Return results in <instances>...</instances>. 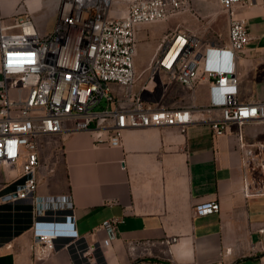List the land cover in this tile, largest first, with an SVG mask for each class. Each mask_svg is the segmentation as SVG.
Here are the masks:
<instances>
[{
    "label": "crops",
    "instance_id": "1",
    "mask_svg": "<svg viewBox=\"0 0 264 264\" xmlns=\"http://www.w3.org/2000/svg\"><path fill=\"white\" fill-rule=\"evenodd\" d=\"M59 4L60 0H0L7 22L29 11L43 33L54 29ZM236 11L246 19L250 33L235 63L239 98L264 100V0L238 3ZM177 29L197 34L203 51L229 46V15L221 0H192L187 11L137 26L134 88L154 106L206 104L212 98L213 78L204 59L194 90L178 80L173 89L168 72L150 67L160 43ZM155 32L161 41L141 60L140 46ZM222 64H230V58ZM161 71L169 83L162 80ZM138 78L146 79L139 85ZM214 98H220V92ZM242 137L248 143L264 142V121H230L220 135L213 134L208 120L194 122L186 131L178 125L129 127L120 145L98 140L89 129L42 135L35 198L0 199V264H76L62 243L45 258H35V227H47L60 218L65 236L75 230L73 240L82 236L95 243L107 236L103 221L111 217L121 221L114 239L102 243L106 264H264V237L258 232L264 225V193H258L253 182L261 171L244 162ZM23 177L22 159L0 163V196L17 189L22 182L15 181ZM246 178L252 183L249 194ZM209 198L220 201V210L196 215L194 205ZM33 201L59 208L57 217L35 215Z\"/></svg>",
    "mask_w": 264,
    "mask_h": 264
},
{
    "label": "built area",
    "instance_id": "2",
    "mask_svg": "<svg viewBox=\"0 0 264 264\" xmlns=\"http://www.w3.org/2000/svg\"><path fill=\"white\" fill-rule=\"evenodd\" d=\"M118 1L60 0L55 27L48 33L40 31L31 12L18 13L7 22L0 7V163L15 164L22 159L25 176L17 189L0 196L2 201L35 198L42 135L89 129L98 140L120 145L129 127L178 125L186 131L190 124L208 120L213 134L220 135L230 121L239 125L264 121L263 99L239 98L235 66L250 40L247 21L238 15L236 5L257 0H221L229 15L228 47L203 51L200 37L181 29L166 35L160 43L150 66L153 72L162 69L171 79L194 90L204 59L205 70L213 78L208 103L180 107L154 106L134 88L136 29L139 24L189 10L192 0H125V5L113 12L111 7ZM228 57L230 64L223 65ZM216 91L220 92L218 99L214 98ZM217 110L221 115L215 114ZM66 122L71 124L65 126ZM241 145L244 162H252L255 169L260 167L261 176L253 182L257 192L264 193V142L248 143L242 137ZM251 185L246 178L248 194ZM33 203L35 215L57 217L59 213V208H49L44 201ZM220 208L218 199L209 198L197 202L194 213L208 215ZM120 221L116 217L105 219L107 236L89 243L82 236L73 240L77 237L75 230L70 237L65 236L61 219L53 218L47 227H35L34 256L45 258L62 243L70 248L76 264H106L102 243L114 239ZM258 232L264 237V225Z\"/></svg>",
    "mask_w": 264,
    "mask_h": 264
},
{
    "label": "rangeland",
    "instance_id": "3",
    "mask_svg": "<svg viewBox=\"0 0 264 264\" xmlns=\"http://www.w3.org/2000/svg\"><path fill=\"white\" fill-rule=\"evenodd\" d=\"M123 1L125 0H119L118 2H115L112 7H111V10L114 12L115 8H118L119 6H122L123 5ZM161 41V37L158 36V34L155 32V33H151L147 39L141 44L140 46V53H139V57L141 60H144L146 58H149L151 56V54H153V50H155L157 48V44L158 42ZM159 49H157L156 51L158 52ZM161 78L163 81L169 83L170 79L167 77L166 73L164 71H161L160 73ZM146 79V78H145ZM145 79H142V78H138L137 80V83L140 85V84H143V82L145 81ZM177 81H172L170 84L172 86L173 89H176L177 88ZM153 85V84H151ZM165 83L163 82V84L161 85L164 86ZM152 86H150L151 88ZM160 86L158 87V92L161 96L162 92L159 90L161 88ZM145 91H148V90H145ZM144 94L146 95V92H144ZM146 98H150V96L146 95ZM165 98V96L163 97V99ZM162 99V100H163Z\"/></svg>",
    "mask_w": 264,
    "mask_h": 264
},
{
    "label": "trees",
    "instance_id": "4",
    "mask_svg": "<svg viewBox=\"0 0 264 264\" xmlns=\"http://www.w3.org/2000/svg\"><path fill=\"white\" fill-rule=\"evenodd\" d=\"M24 179H25V177L20 178L19 180L15 181V183L22 182V181H24ZM11 187H12V185H10L9 187H7L6 189L11 188Z\"/></svg>",
    "mask_w": 264,
    "mask_h": 264
},
{
    "label": "water",
    "instance_id": "5",
    "mask_svg": "<svg viewBox=\"0 0 264 264\" xmlns=\"http://www.w3.org/2000/svg\"><path fill=\"white\" fill-rule=\"evenodd\" d=\"M15 194H16V193H15ZM54 223H56V221H55Z\"/></svg>",
    "mask_w": 264,
    "mask_h": 264
}]
</instances>
